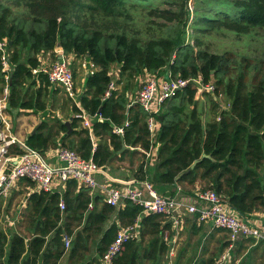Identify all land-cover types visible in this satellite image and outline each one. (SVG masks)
Here are the masks:
<instances>
[{
  "label": "trees",
  "instance_id": "obj_1",
  "mask_svg": "<svg viewBox=\"0 0 264 264\" xmlns=\"http://www.w3.org/2000/svg\"><path fill=\"white\" fill-rule=\"evenodd\" d=\"M188 3L0 0V39L11 42L9 60L13 67L6 110H44L42 98L50 84L43 75H38L37 82L31 71L40 64L41 55L52 52L57 44L65 55L86 58L97 70L85 78L80 106L89 116L103 119H93V135L99 139L95 150L87 130H74L78 118L72 119L73 130L68 135L63 122L55 120L48 125L43 121L26 143L44 154L56 146V136L65 134L67 143L62 142L61 147L103 167L116 153H127V147L148 150L150 144L146 114L138 104L128 107L126 90L120 96L113 92L102 101L112 65H117L120 78L125 76L128 81L143 74L160 77L167 72L171 78L200 77L203 83L214 80L215 91L221 88L230 102L227 111L218 110L211 120L203 118L194 101L196 88L190 83L166 101L156 116L160 130L153 182L190 188L200 182L198 190L213 189L240 219L247 220L264 211V60L248 65L246 58L238 62L229 52L213 54L205 49L204 40L219 31L264 33V0H202L193 9ZM9 4L18 12L13 13ZM20 48L27 50L25 62H21ZM3 85L0 71V93ZM216 110L214 107L213 112ZM74 111L80 113L77 108ZM126 119L129 124L124 135L116 136L113 127ZM194 161H198L195 167L178 177ZM60 198L65 204L62 212ZM23 213L18 225L23 226V232L0 230V264H60L64 256L65 264H101L119 227L132 226L141 209L125 202L116 211L101 197L91 198L88 189L70 181L62 195L31 192ZM113 214L116 222L105 228ZM160 219L144 216L139 238L124 243L112 264H160L167 252L162 239L167 226H161ZM63 235L72 240L69 250L64 249ZM91 247L93 256H89Z\"/></svg>",
  "mask_w": 264,
  "mask_h": 264
},
{
  "label": "built area",
  "instance_id": "obj_2",
  "mask_svg": "<svg viewBox=\"0 0 264 264\" xmlns=\"http://www.w3.org/2000/svg\"><path fill=\"white\" fill-rule=\"evenodd\" d=\"M53 51L56 56L53 62L40 61V64L31 72L34 76H45L50 85L61 88L67 99L75 102L78 90L68 59L61 48H55ZM10 54L9 41L5 38L0 39V71L3 74L4 84L3 96L0 100V118L3 122V128L0 130V142H2L0 145V202L8 197L10 190L20 181H29L35 185L37 192L49 194L58 192V186H62L64 189L68 182L73 181L78 187L86 188L89 191L100 189L104 203L112 208H119L125 202H130L141 209L140 216L151 214L168 219L176 234L181 227L182 216L197 213L200 222H210L215 228L228 234L229 245L214 264H231L230 252L233 249V244L240 238L264 242V227H259L249 220L240 219L235 212H229L230 207L226 201L213 189L197 190L196 199L201 205L197 208L185 205L177 199L159 195L152 184L147 181L122 182L123 187L121 188L111 185L99 186L95 175L101 172V168L91 158L83 159L75 151L59 147L55 150V156L60 164L52 166L39 151L29 147L24 141H19L14 136L6 134L5 131L9 132V125L4 120L5 115L2 112L6 111V102L9 96ZM88 63L87 74L89 76L96 71V68L92 63ZM190 83L194 84L196 93L199 95L212 94L215 89L212 82L203 83L200 77L171 78L169 72L162 77L145 74L144 82L132 104H138L146 114L145 122L150 144L148 150H141L146 160L153 161L154 158H157L160 123L156 116L166 101L174 98ZM114 91L115 83L110 81L102 96V101L110 98ZM75 117L81 121L83 129H91L89 115L80 111ZM93 118L102 119L100 116ZM128 124L129 121L125 120L122 125L114 126L113 133L123 136ZM13 146L17 147L18 152L15 154L9 152ZM95 147L96 144L93 143L92 151L95 150ZM58 208L61 212L65 209L64 201L61 198ZM89 208L91 209V205ZM139 217L132 226L119 227L116 237L101 259V264H112L113 259L119 254L121 246L137 238ZM70 240V237L62 236L66 250L70 245Z\"/></svg>",
  "mask_w": 264,
  "mask_h": 264
},
{
  "label": "crops",
  "instance_id": "obj_3",
  "mask_svg": "<svg viewBox=\"0 0 264 264\" xmlns=\"http://www.w3.org/2000/svg\"><path fill=\"white\" fill-rule=\"evenodd\" d=\"M51 55H55L54 51L46 53L45 55H41L40 61L48 63V61H50ZM66 57L71 67L73 63L77 61L78 65L83 71L82 88L80 89L79 87H77L76 82H75V86L78 90V96L75 102L70 100V102L72 103V108L71 109L68 108L66 110L65 119L62 120L60 118L62 114L61 112L62 109H59L58 105H56L55 109L51 110L52 112H55L56 115L50 116L49 121L42 120V122L44 121L48 125H50L51 120H58V121L63 122V124L66 122H69L70 128H71V121L73 118L75 119L76 118L75 116L77 115V113L74 111V108H77L79 112L82 111V108L80 106V96L84 90L85 78L88 76L87 72L89 69V63H88L89 61L86 58L78 59L73 55H66ZM109 74H110L112 82L117 83V81H119L118 79L120 77L119 76L120 72H119V67L117 65H112L109 68ZM11 75H12V70H11ZM57 87L58 86L50 85L44 92V96H43L44 98L42 99H43V104L45 108L43 111L18 110V111H11L8 113L13 115V112H15L14 115L16 114L20 115L19 113L27 112V113H33V114L39 115V114H44L46 111H50L49 110L50 106L48 107L46 106L45 98L51 97L52 99H54L56 91H57ZM122 94H124V91ZM133 101L129 102L131 105L129 104L128 107L134 105L132 104ZM221 109L227 111L229 108L228 106L227 107L221 106ZM45 115L48 116L47 114ZM126 115H127V109H126ZM204 115L205 113L203 114V118L205 117ZM93 119L94 118L90 116L91 129L87 131L90 134L92 145L93 143L97 145L99 139L94 137L93 135V131H92ZM4 120L7 123L8 121H10V119H8L7 116H5ZM96 120L98 122H103V119L101 120L96 119ZM42 122L40 121V124ZM40 124L37 123L33 127V129H30V131L27 133L26 136L22 135V139H19V138L17 139L19 141H24L26 143L28 136L34 134L37 131L36 130L34 133H32L34 128L36 126L39 127ZM77 126L78 127L74 130L78 131V130L83 129L81 127L80 120L77 121ZM72 130L73 129L71 128V131ZM69 133L67 129L66 135H68ZM119 137H122V136H119ZM64 138H65V134H60L59 136H56V142H57L56 146L48 148L44 152V154H42L45 157V159L48 161V163L51 164L52 166H58L60 164L56 159L55 150L62 146L61 145L62 142L66 141L67 143V140ZM127 149H128L127 153H124V152L116 153V155H114V157L111 159V161H109V163H107L103 167H100L101 172L95 175L96 182L98 183L99 186L111 185L112 187L121 188L123 187L122 182L147 181L151 183L154 190L163 197H165L166 194H169L170 198L177 199L185 205L196 206L197 208L201 206L198 200L196 199V192L199 189V187H201L200 182L196 184V188H190L184 185L183 186L181 185H174V186L157 185L153 182L156 176L157 158H154L153 161H149V159L146 160L141 151L142 149L140 147H134V148L127 147ZM263 149H264V144H263ZM10 150H11L10 151L11 154H15L18 152L16 146H13ZM141 163L143 164L142 165L143 167H142V171L140 172L139 165ZM142 177L144 179L140 180V178ZM262 179L264 181V170L262 173ZM262 186L264 188V183L262 184ZM181 188H182V193L180 192ZM57 189H58L57 193H59L60 195H62L65 191V188L63 189L62 186H58ZM187 189H189L190 191ZM31 192H37V188L34 187V190H30L29 194ZM89 195L91 196V198L101 197L103 200V195L100 189L89 191ZM5 200L0 202V205L5 204ZM25 204L22 206L23 209L25 208ZM122 207L123 206L119 208H114V209L117 211L121 209ZM229 212L234 213V211L231 208H229ZM15 216L16 217L14 218V220L11 219L8 222L9 228H12L13 226L17 224V222L22 220V217L19 218L20 217L19 214L18 216L17 214ZM144 216L146 215L142 214L139 217L140 218V221L138 223L139 225ZM160 220H161V226H167V228L163 230V234H162L163 242L167 246V252L164 255V257L161 259L160 264H214L216 260L220 257V255L224 253V251L229 245V238H228L227 232L221 229L215 228L210 222H205V221L200 222L198 219L197 213L196 214H184L182 216L181 227L178 230L177 234L168 219L161 217ZM247 220L253 222L255 225H258L259 227H264V211L253 213L252 215H250V217ZM112 222H116L115 214L112 215L109 222L106 224L105 228H107ZM138 231H139V227L137 229V232ZM137 238H139V232L137 233ZM230 260H231V264H264V242H255L252 239H243V238L238 239L233 244V249L230 252Z\"/></svg>",
  "mask_w": 264,
  "mask_h": 264
},
{
  "label": "rangeland",
  "instance_id": "obj_4",
  "mask_svg": "<svg viewBox=\"0 0 264 264\" xmlns=\"http://www.w3.org/2000/svg\"><path fill=\"white\" fill-rule=\"evenodd\" d=\"M188 1H189L188 6H190V9H193L194 6H199L202 0H188ZM9 8L12 10L13 13L18 12L11 4H9ZM136 17L140 18V14L136 13ZM204 47L208 52L213 54H224L225 52L234 54L238 62L240 61L241 57H244L248 60L247 62L248 65L256 62H262L264 60V33L260 32L259 35H255V34L238 35L227 31L214 32L205 38ZM19 51L21 54V62H25V56L27 55V50L20 48ZM54 60H55V55H51L50 61H48V63L53 62ZM12 68L13 67L11 66V70ZM71 68L72 71L74 72L76 85L81 89L83 85L82 82L83 71L81 70L77 61L73 63ZM261 68L262 70H264V64L262 65ZM34 78L37 81L39 80L37 76H34ZM144 79H145L144 74L132 79L131 81L126 80L125 76L123 78L119 77L118 79L119 81H117V83L115 82V90H116L115 92L120 96L123 95L122 94L123 91L126 90L125 99L127 100V102H131L135 100L137 93L144 82ZM210 82L214 84V80ZM27 86H29L28 83L26 84L25 88ZM2 96L3 94L0 93V100L2 99ZM45 101H46V106L47 107L50 106L49 108L50 111H46L44 114L37 115L33 113L22 112L19 113L20 115L17 114L14 115L15 112H13L12 115L7 111L2 112L3 115L7 116L8 119H10V121H8L9 132L5 131V133L14 136L15 138L22 139V135L26 136L27 133L30 131V129H33V127L37 123L40 124V121L42 122V120L49 121L50 116L56 115L55 112L51 111L52 109H55L56 105H58L59 109H62L61 110L62 114L60 116L62 120L66 118V114H65L66 110L68 108L69 109L72 108V103L70 102V100L67 99V97L64 95L63 91L59 87H57L55 98L52 99L51 97H46ZM194 101L196 103V107L198 111L203 114L205 113L204 115L205 119L207 118L209 120L212 119V116L214 115V113L216 114L218 110L223 111V109H221V106H225V107L228 106L229 108V103H230L221 88H218V90L216 89V91L214 89V92L207 96L206 94L199 95L198 93H196L194 97ZM214 107H217V110L215 112H213ZM45 114H47L48 116H46ZM51 121L54 122L55 120H51ZM53 122H50V124H52ZM1 144L2 142H0V145ZM10 151L11 150H9V152ZM263 168H264V164H263ZM261 180L263 181L262 174H261ZM263 183L264 181L262 182V184ZM34 187L35 185L29 181L28 182L20 181L16 183L15 186L10 190L8 197L5 200V204L0 205V230H2L3 232H7L8 230H10L11 232H20V233L23 232L24 230L23 226L22 225L18 226L19 224H21L24 218V213H23L24 209L22 206L26 203V199L29 195V192L30 190H34ZM16 214L17 216L19 214L20 216L19 218L22 217V220L17 222V224L12 228H9L8 222L11 219L14 220ZM71 244H72V240H70V245L67 248V250H69ZM64 249H65V245H64ZM93 254H94V248L91 247L89 256L91 255L93 256ZM65 263H66V257L64 256L63 259L60 261V264H65Z\"/></svg>",
  "mask_w": 264,
  "mask_h": 264
},
{
  "label": "water",
  "instance_id": "obj_5",
  "mask_svg": "<svg viewBox=\"0 0 264 264\" xmlns=\"http://www.w3.org/2000/svg\"><path fill=\"white\" fill-rule=\"evenodd\" d=\"M9 46H11V42H10V41H9ZM56 48H60V45L57 44ZM64 124L66 125V127H67V129H68V133H69V132L71 131L70 123H69V122H66V123H64ZM2 126H3V122H2V119L0 118V130H1ZM37 128H38V126H36V127L34 128V130H33L32 133H34V132L37 130ZM0 139H1V135H0ZM205 157H206L205 155H202V158H205ZM197 163H198V161H194V162L192 163V165H191L186 171H184L182 174H180L178 177H180L181 175H183V174L188 173L189 171H191V170L195 167V165H196ZM177 179H178V178H177ZM165 198H170V195H169V194H166V195H165Z\"/></svg>",
  "mask_w": 264,
  "mask_h": 264
}]
</instances>
